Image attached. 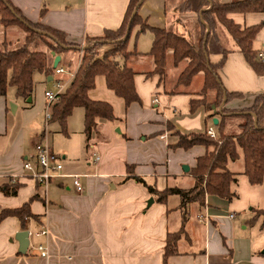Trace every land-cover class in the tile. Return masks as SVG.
<instances>
[{"label": "crops", "instance_id": "1", "mask_svg": "<svg viewBox=\"0 0 264 264\" xmlns=\"http://www.w3.org/2000/svg\"><path fill=\"white\" fill-rule=\"evenodd\" d=\"M11 1L32 22L41 21L61 29L66 32L69 42L82 47H87L88 37L101 35L105 29L118 28L130 2ZM236 1L241 0H223L224 3ZM44 4L47 11L41 16ZM139 13L150 25L167 28L186 37L196 49L204 44L201 12L166 11L165 0H144ZM231 16L242 26L264 24V12ZM13 27L20 26L5 27L0 22L3 49L8 44L13 47L7 37ZM22 30L25 44L27 32ZM224 30V27L220 28V37L229 53L225 65L219 69V76L228 91L241 93L244 97L233 99L228 104L223 102L217 107L214 104L216 91L210 90L206 98L213 103V111H220L223 107L233 110L248 107L257 95L264 93V74L253 70ZM151 38L153 40V35ZM151 45L150 37L129 42L130 50L136 48L141 53L126 61L135 71V87L140 101L127 107L124 100L107 87L104 76L97 77L91 97L111 103L116 120H99L97 133L87 141L85 152L88 162L81 171L74 165L66 167L68 174L80 175L81 191H78L74 179L67 182L66 178L72 177L54 180L42 191L43 186L24 168L25 160L34 154L41 127L39 120L42 118L39 117L49 105L45 91L58 77L55 71L49 77L38 73V80L35 75V91L27 99L18 97L15 89L13 95H9L8 90L5 96H0V212L3 208L20 207L38 195L31 202L32 213L37 218H28L26 229L15 216H8L0 222V264H164L167 235L179 231L183 225L181 197L173 194L166 202L157 201L145 185L134 178L125 179L130 174L127 167L132 165L134 175L143 177L159 190L192 187L195 179L190 171L196 166L197 157L204 155L207 149L203 145L189 149L171 148L170 145L175 144L178 138L168 129L167 123L184 133L204 132L210 127L217 131L221 115L209 117L212 111L204 105L191 111V99L204 97L201 94L204 73L195 75L189 86H179V74L188 61L176 66L172 51L168 54L166 78L162 80L156 74L148 76L147 73L154 68L153 59L148 54ZM253 46L264 59V25ZM37 47H43L49 53V64L53 67L57 54L53 55L45 44L30 45L31 49ZM70 50L71 59L68 57ZM72 50L78 53V61L74 60ZM81 54L82 48H69L60 54L58 65L64 67L62 61L65 58L71 66L61 76L69 84L80 66ZM209 57L213 64H219L223 54L215 52ZM237 113H226V134L241 133L244 119ZM215 118L218 119L217 124L214 123ZM62 158L66 159L67 154ZM186 166L188 170H185ZM229 168L235 172L243 171L242 152L239 159L230 161ZM15 178L22 183L18 194L5 195L2 187L16 182ZM259 186L249 184L247 176L241 173L238 184L232 186L239 192V197L233 201L206 195L205 206L198 202L189 203L186 232L177 243L178 253L171 255L167 264H264V237L260 239L257 231H250L249 227L253 226L250 218L242 219L240 216L250 205L261 203ZM254 208L260 209L251 207L250 210ZM41 229H47V234L36 236L34 242L30 236L26 253L19 252L16 234L22 230L38 232ZM39 244L47 247V256H42L37 250Z\"/></svg>", "mask_w": 264, "mask_h": 264}, {"label": "trees", "instance_id": "2", "mask_svg": "<svg viewBox=\"0 0 264 264\" xmlns=\"http://www.w3.org/2000/svg\"><path fill=\"white\" fill-rule=\"evenodd\" d=\"M139 1L130 0L118 28L105 29L101 35L88 37L87 41L93 45L82 49L80 66L72 81L59 95L58 100L51 105L50 120L59 122L62 130L66 131L68 120L74 109L82 107L85 111L84 132L87 141H90L93 134L97 133L100 119L116 120L111 103L91 97L90 93L96 87L98 76H104L107 87L122 98L127 107L133 102L140 101L135 87V71L126 64L132 55L141 54L136 48L129 49L133 34L138 36L150 31L153 35L148 54L153 59L154 68L147 73L148 76L156 74L162 80L166 78L169 51L173 52V62L176 66L184 60L188 61L179 74L177 81L179 86H189L195 75L204 73V84L201 90L204 97L191 99L190 108L194 112L199 106L204 105L212 111L209 117L221 115V121L216 125V137H212L208 131L184 133L170 122L167 123L168 129L178 138L175 144L170 145L171 148L189 149L195 145H203L207 149L204 155L197 157L196 166L190 171L195 179L193 186L188 189L169 187L159 190L156 186L148 184L143 177L134 175L132 165L127 167L130 174L125 179L134 178L145 185L149 192L156 196L157 201L166 202L173 194L181 197L183 225L179 231L169 232L167 235L164 252V264H167L168 258L178 253L177 243L186 232L185 223L188 218L189 203L198 202L200 206H205L206 195H216L233 201L239 197V192L233 190L232 186L238 184L241 173L247 176L249 183L253 186L262 184L264 180V93L257 95L250 106L237 110L223 107L220 111L218 109L213 111V103H209L206 98L208 91H216L214 104L219 107L224 99L228 104L233 99L244 97L241 93L228 91L219 76V69L225 65L229 53V49L220 37L221 27L230 33L237 50L244 55L253 70L257 74H264V59L253 46L264 24L242 26L231 16L235 13L264 12V0H241L231 3H224L223 0H165L166 11L173 9L178 12H202L205 22L202 38L204 44L199 49H196L186 37L172 30L150 25L141 17L139 10L131 19ZM46 11L47 6L44 4L41 8V16H44ZM0 22L5 27L20 26L27 32L25 44L22 47L0 50V96H5L11 86L15 88L18 97L27 99L35 91L36 73L47 77L52 75L54 68L49 64V53L31 49V44L35 46L45 44L57 55L69 48L80 49L79 44L67 40L65 31L41 21L32 22L11 0H0ZM207 26L209 32L205 33ZM127 32L128 37L121 40ZM101 48H105L103 54L99 51ZM215 52L223 54L219 64H213L210 60V54ZM228 112L234 114L238 112L237 114L243 117L240 134H226L225 118ZM241 152L244 169L242 172L232 171L229 163L239 159ZM21 186L22 183L16 181L5 184L2 190L5 195L14 196L18 194ZM37 197L38 195L35 194L17 208H3L0 212V222L8 216H15L23 229H26L28 218H37L31 210V202ZM254 211L255 215L250 219V223L255 224L262 219V225H264V209L254 208Z\"/></svg>", "mask_w": 264, "mask_h": 264}, {"label": "rangeland", "instance_id": "3", "mask_svg": "<svg viewBox=\"0 0 264 264\" xmlns=\"http://www.w3.org/2000/svg\"><path fill=\"white\" fill-rule=\"evenodd\" d=\"M11 32L8 33L9 36L8 37V42L12 44L13 47L10 46H6V48L9 49H14V48H19L21 46L24 45V31L22 30L21 27H13L10 29ZM226 35H228V37L230 38V41L233 42V44L235 45L234 40L231 38V36L228 34V32L226 30H224ZM11 36V37H10ZM150 37L151 41H152V35L150 32H145L142 33L138 36L134 35L131 37V43L135 42L136 40H140L143 41V39ZM87 46H92L93 43H87ZM3 44H0V49H3ZM151 48V46H150ZM34 49V48H33ZM34 50H44L43 47H37ZM100 53L103 54L104 49L101 48ZM72 53H74V60L78 61V53L75 50H72ZM68 57L71 59V50L69 51ZM62 65L65 67L66 70H68L69 68H71V66L69 65V63H67L65 61V58L62 61ZM36 75V79L38 80V73L35 74ZM49 88L54 90L55 92H57V88L54 85V81H52L51 83H49ZM14 87H9V95H13V91H14ZM51 112V108L50 106H47V109L45 111V113L43 115H41L39 118V121H41V127L39 129V135L37 136L36 141H40L42 140L44 143L48 144L49 148L53 151V153L57 156L60 157L61 159V163H62V170L61 172L63 174H68V172H66V167H70L71 165H74L76 167H78V171H81V167L86 166V163L88 161H86V159L88 158V156L86 155V145H87V137L86 134L84 133V117H85V111L82 107H77L74 109L72 115L70 116L68 123H67V130L63 131L60 123L57 121H48V119L46 118V114ZM98 136H101L100 134ZM39 137V138H38ZM92 151H90L91 153ZM67 154V158L63 159L62 155ZM92 162V161H91ZM93 164V162H92ZM243 165V164H242ZM26 172L29 173L30 175V171L26 170ZM67 182L71 183V181L73 182V178H66ZM250 184V183H249ZM43 187L42 191H45L49 185H51L50 183L48 184H41ZM72 185V184H71ZM260 189H261V203L258 204H253L250 205L246 211H243L241 218H252L255 215V211L254 210H250L251 207H257L260 208L258 206H264V180L262 182V184H260ZM260 209H264V208H260ZM253 226H250L249 229L250 231H257V236L259 234L260 239H262L264 237V225H262V219H260L257 223L252 224ZM33 235L31 236V240L32 242H34L36 240V231L32 230ZM264 250V249H263Z\"/></svg>", "mask_w": 264, "mask_h": 264}, {"label": "built area", "instance_id": "4", "mask_svg": "<svg viewBox=\"0 0 264 264\" xmlns=\"http://www.w3.org/2000/svg\"><path fill=\"white\" fill-rule=\"evenodd\" d=\"M54 71L58 75V77L53 80L54 85L58 90L57 92H55L54 90L49 88L45 91V96L47 98V102L49 104L48 106H50V108L52 103L58 100L59 95L64 92L67 86L69 85V82L64 81V79L61 77L62 75L67 73V70L64 67L58 65L56 68H54ZM72 77H74V74L72 75ZM51 114V112L46 114V118L48 120L51 119ZM208 133L212 137H216L217 135V132L214 127H210L208 129ZM24 168L31 172L30 177L39 184H48L53 182L54 180L61 179L62 177H72L74 179V184L76 185L78 191H81L83 189V185L80 181V175L63 174L61 172L63 166L60 157L55 155L53 151L49 148L48 144L44 143L42 140L37 141V143L35 144L34 154L31 159L25 160ZM14 181H16V178L14 179ZM47 232V229H41L40 231L36 232L35 235L40 236L47 234ZM32 235L33 232L29 231V236ZM37 250L42 256L48 255L47 247L43 244H39L37 246Z\"/></svg>", "mask_w": 264, "mask_h": 264}, {"label": "water", "instance_id": "5", "mask_svg": "<svg viewBox=\"0 0 264 264\" xmlns=\"http://www.w3.org/2000/svg\"><path fill=\"white\" fill-rule=\"evenodd\" d=\"M144 0H140L139 3L137 4V6L135 7L133 13H132V17L131 19L135 16V14L138 12L141 4L143 3ZM201 15H202V12H201ZM205 23V22H204ZM128 32H129V28H128ZM128 32L127 34L121 39V40H125L127 37H128ZM209 32V27L207 26V33ZM86 46L82 47L80 46L79 48H85ZM52 54L55 55L56 53L54 51H52ZM61 60V56L60 55H56L55 56V61H54V65L53 67L56 68L59 64V61ZM51 78V77H50ZM226 102V99H224V103ZM255 120H256V117H255ZM218 122V119L215 118L214 119V123L217 124ZM185 170H188L189 167H184ZM153 201V198L151 199ZM15 239L18 240L19 242V252L21 253H26L28 247H29V244H30V236H29V230H22V231H19L16 236H15Z\"/></svg>", "mask_w": 264, "mask_h": 264}]
</instances>
